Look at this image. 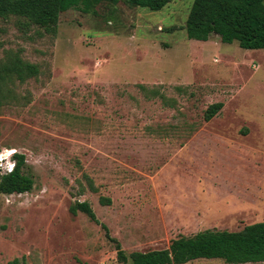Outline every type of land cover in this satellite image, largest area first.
Masks as SVG:
<instances>
[{"label": "rangeland", "instance_id": "obj_1", "mask_svg": "<svg viewBox=\"0 0 264 264\" xmlns=\"http://www.w3.org/2000/svg\"><path fill=\"white\" fill-rule=\"evenodd\" d=\"M194 3L65 0L55 37L0 20V59L41 68L0 109V180L18 153L35 181L0 195V264H121L77 202L128 255L264 222V50L189 40Z\"/></svg>", "mask_w": 264, "mask_h": 264}, {"label": "trees", "instance_id": "obj_2", "mask_svg": "<svg viewBox=\"0 0 264 264\" xmlns=\"http://www.w3.org/2000/svg\"><path fill=\"white\" fill-rule=\"evenodd\" d=\"M65 0H0V20H15L20 30L37 28L46 35L58 34L59 21ZM113 4L122 0H106ZM138 8L162 11L174 0H125ZM189 40L207 42L212 36L224 44L238 43L244 50H264V0H195L185 29ZM41 68L22 57L20 51L7 50L0 59V109L19 104L16 88L32 79H38ZM146 92V88L141 86ZM165 99L163 94L152 91ZM216 104L206 112L211 121L222 110ZM15 166L0 180V195L30 193L35 186L33 177L25 174L26 156L14 154ZM95 190V188H93ZM111 200L102 198L101 204ZM70 212L85 214L92 222L102 226L109 239L117 245V258L121 264H189L198 260H222L226 264L264 263V222L246 226L238 232L206 230L192 237L173 240L168 249L126 254L121 245L111 238L109 229L97 218L91 205L77 202ZM12 264H17L14 261Z\"/></svg>", "mask_w": 264, "mask_h": 264}, {"label": "built area", "instance_id": "obj_3", "mask_svg": "<svg viewBox=\"0 0 264 264\" xmlns=\"http://www.w3.org/2000/svg\"><path fill=\"white\" fill-rule=\"evenodd\" d=\"M0 161H1V160H0ZM12 166L14 167L15 164H12ZM13 167L10 166V168H8V172H7L6 174L11 173V172L13 171V169H14Z\"/></svg>", "mask_w": 264, "mask_h": 264}]
</instances>
